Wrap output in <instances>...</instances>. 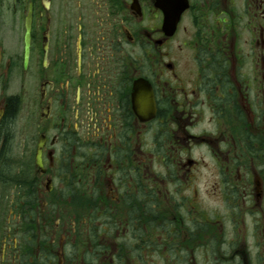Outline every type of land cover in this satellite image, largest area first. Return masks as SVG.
Listing matches in <instances>:
<instances>
[{
    "label": "flooded vegetation",
    "instance_id": "flooded-vegetation-1",
    "mask_svg": "<svg viewBox=\"0 0 264 264\" xmlns=\"http://www.w3.org/2000/svg\"><path fill=\"white\" fill-rule=\"evenodd\" d=\"M0 264H264V0H0Z\"/></svg>",
    "mask_w": 264,
    "mask_h": 264
},
{
    "label": "water",
    "instance_id": "water-1",
    "mask_svg": "<svg viewBox=\"0 0 264 264\" xmlns=\"http://www.w3.org/2000/svg\"><path fill=\"white\" fill-rule=\"evenodd\" d=\"M38 161L40 162V158L38 157Z\"/></svg>",
    "mask_w": 264,
    "mask_h": 264
}]
</instances>
